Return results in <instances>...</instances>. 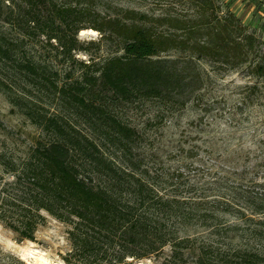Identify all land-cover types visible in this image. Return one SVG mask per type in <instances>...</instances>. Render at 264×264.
<instances>
[{"label": "trees", "instance_id": "obj_1", "mask_svg": "<svg viewBox=\"0 0 264 264\" xmlns=\"http://www.w3.org/2000/svg\"><path fill=\"white\" fill-rule=\"evenodd\" d=\"M190 1L194 15L185 18L141 15L139 22L129 11L132 23L97 20L91 27L118 38L123 53L97 75L67 73L61 81L34 40H55L72 56L87 9L69 0H0V90L42 135L25 157L0 154L3 174L13 177L0 175V222L19 241L34 240L46 211L69 225L68 264H264V175L257 170L264 158L250 176L230 165L252 153L243 154L242 121L264 97V40L233 13H219L215 0ZM202 60L245 72L250 81L212 94ZM113 101L157 104L149 128H179L189 104L202 115L190 123L195 131L184 129L163 147L162 132L125 122L110 109ZM71 111L88 131L66 115ZM226 116L228 128L220 122ZM202 132L209 160L224 162L220 171L216 163L203 166L198 145L183 146ZM253 137L264 152V137ZM193 158L205 169H187Z\"/></svg>", "mask_w": 264, "mask_h": 264}, {"label": "rangeland", "instance_id": "obj_2", "mask_svg": "<svg viewBox=\"0 0 264 264\" xmlns=\"http://www.w3.org/2000/svg\"><path fill=\"white\" fill-rule=\"evenodd\" d=\"M61 1V0H60ZM64 1V0H62ZM74 5L86 8L88 13L87 18L83 22L84 29H93L99 35H92L87 33L80 37L79 44L71 55H65L55 40H52V45L48 44L43 36L36 37L34 40L35 50L43 57L44 60L49 61L53 70H58L60 73V80L65 79L67 73L71 74L70 79H78L84 75H97L99 68L107 61V59L120 55L123 53L122 44L115 36H110L107 31L102 32L94 27H91L97 20L103 18H120L128 23H132L133 19L127 18V12L134 11L137 13V20L142 22L144 18L141 15H146L148 18H159L167 15L185 16L194 15V5L190 0H69ZM219 9L218 12L233 13L248 29L264 40V0H215ZM136 17V16H135ZM185 18V17H184ZM152 24L151 21L146 22ZM87 27V28H85ZM80 30V31H81ZM79 31V32H80ZM78 32V33H79ZM78 37V35H77ZM171 54H175L174 51ZM201 69L207 73V81L212 90V94L226 93L230 94L227 86L238 83H247L250 81L247 73L240 70L222 68L219 64L211 61L202 60L199 62ZM259 105H254L245 111L242 123L245 125L242 129L245 130L243 134V154L249 150L252 151L247 160L246 155L244 159L238 162L230 163V165L239 172H242L245 167L249 169L246 174L248 176L253 172V166L263 160L264 152L256 150L252 141L254 135L264 137V97L260 100ZM50 107L51 112H59V108L54 102H46ZM110 109L118 114L125 122L133 125L140 131L162 132L163 137L161 144L163 147L169 146V141L180 136L184 129L195 131V126H190L194 121L202 115L199 109L189 104L179 116L180 127L175 129L173 127H156L149 128V124L153 123L157 118L160 108L157 104L146 101L143 105L127 104L124 102L113 101L110 102ZM70 119L84 131H88V126L81 119V114L76 111H71L66 114ZM221 127L228 128L231 123L229 116L220 121ZM173 124V122H171ZM207 120L204 119L199 129L206 128ZM158 129V130H157ZM42 137L41 130L34 125L26 116L17 110L6 98L5 94L0 90V154H5L10 158L25 157L31 149L36 145V142ZM201 140H192L184 144L187 149L191 146L198 145L196 148L199 155L204 156L207 163L217 165L220 171L225 167L224 162L209 160L208 154L201 145L203 139L207 137L205 132L199 136ZM204 137V138H203ZM205 140V139H204ZM178 148V144L176 146ZM223 147V146H222ZM175 149V147H173ZM223 149V148H222ZM167 151L172 150L167 148ZM224 150V149H223ZM176 151V150H175ZM199 158L190 159L197 161ZM210 161V162H209ZM220 161H223L220 159ZM174 166H181L183 163L177 160L171 161ZM180 163V164H179ZM229 162L226 163V166ZM188 166V168H187ZM199 163L195 162L193 165H186L187 169H194L199 167L205 169ZM185 167V166H183ZM259 175H264V168H258ZM0 175L7 180H12L10 174H3L0 166ZM2 183L0 182V189ZM46 217L45 222L38 226L35 233L34 240L24 239L18 240V235L11 228L0 222V264H35V261L22 258L23 251L33 248L46 252V255L51 259H59L66 263L65 257L69 256L71 250V243L68 237L69 225L52 217L46 211H43ZM20 250V251H19ZM169 247L166 248V252ZM132 260V259H129ZM140 262L143 264H157L154 258L143 259ZM68 264V263H66ZM137 264V263H133Z\"/></svg>", "mask_w": 264, "mask_h": 264}, {"label": "bare ground", "instance_id": "obj_3", "mask_svg": "<svg viewBox=\"0 0 264 264\" xmlns=\"http://www.w3.org/2000/svg\"><path fill=\"white\" fill-rule=\"evenodd\" d=\"M34 248V246H33ZM30 249L27 251H23L21 254L22 258L27 259H32L35 261V264H45V262H48V264H66L62 260L59 259H51L46 255V252H43L38 249ZM20 251V250H19ZM137 264H143V262H138Z\"/></svg>", "mask_w": 264, "mask_h": 264}, {"label": "clouds", "instance_id": "obj_4", "mask_svg": "<svg viewBox=\"0 0 264 264\" xmlns=\"http://www.w3.org/2000/svg\"><path fill=\"white\" fill-rule=\"evenodd\" d=\"M87 33H91L92 35H99L98 32H96V30H93V29H87V30H81L79 33H78V39L82 36H85ZM45 264H48V262H45ZM62 264V262H61Z\"/></svg>", "mask_w": 264, "mask_h": 264}]
</instances>
